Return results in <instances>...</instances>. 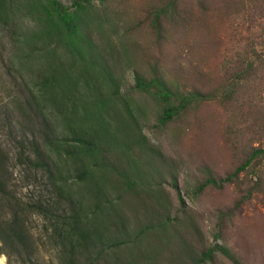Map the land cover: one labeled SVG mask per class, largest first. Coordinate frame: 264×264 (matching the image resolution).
Returning <instances> with one entry per match:
<instances>
[{
  "label": "rangeland",
  "instance_id": "374dc122",
  "mask_svg": "<svg viewBox=\"0 0 264 264\" xmlns=\"http://www.w3.org/2000/svg\"><path fill=\"white\" fill-rule=\"evenodd\" d=\"M6 2L17 30L0 31V147L7 190L29 207L31 260L67 264L72 244L77 264H264V56L222 0H83L71 31L44 0ZM43 126L61 140V196L16 160ZM0 248V264H30Z\"/></svg>",
  "mask_w": 264,
  "mask_h": 264
},
{
  "label": "trees",
  "instance_id": "16d2710c",
  "mask_svg": "<svg viewBox=\"0 0 264 264\" xmlns=\"http://www.w3.org/2000/svg\"><path fill=\"white\" fill-rule=\"evenodd\" d=\"M83 0H73L70 6L63 5L59 0H44L45 4L50 9L51 13L56 15L59 22L69 31L75 27V19L70 12L71 7L79 6ZM225 7V12L229 15L235 14L238 19V26L245 27L246 38L245 41L251 43L250 53L258 59L260 56H264V50L259 52L256 48L257 45L261 46L263 43L261 37L264 34V0H222ZM6 0H0V31H7L10 35H14L17 28L16 17L9 11L6 12ZM241 25V26H240ZM13 44H15L13 42ZM264 59H261V62ZM249 64L253 71L256 69ZM139 81V80H137ZM236 83L228 81L225 85L223 95L228 99H232L236 92ZM167 94L163 93V97ZM192 97L182 98L178 105L170 106L163 111L161 121L170 119L173 115L177 114L183 107L186 106ZM43 120L46 121L45 125L51 123L47 117L39 110ZM48 121V123H47ZM38 139L36 133L30 134L24 133L22 137L17 141V157L16 160L19 164H25L34 170H43L46 174L47 183L55 189L58 195L61 194L60 184L56 183V177L54 176V167L51 152L55 153L61 146V140L57 136V132H53L50 126H43L38 131ZM70 140L83 143L86 145L91 144L89 140L84 138L73 136ZM260 149L253 150L250 157L238 166L231 174L226 175L223 178L213 179L208 178L198 187L199 190L203 189L208 184H213L217 187H221L224 182L230 181L233 177L244 170L251 160L260 153ZM50 153V154H49ZM9 153L8 151H2L0 147V241L4 245H9L14 251L23 253L27 257L30 264H37L30 258L32 248V241L30 231L27 229V211L29 207H23L20 205L14 194L8 192L7 185L9 181V168H8ZM81 172L78 176H83ZM39 212H43L38 207ZM64 214L66 212L64 211ZM75 219V218H74ZM67 222L65 221V224ZM65 240L73 242L74 233L68 229L65 234ZM70 245V256L67 258V264H77L75 262V253ZM1 249V248H0ZM4 253V252H2ZM206 255V254H205Z\"/></svg>",
  "mask_w": 264,
  "mask_h": 264
}]
</instances>
